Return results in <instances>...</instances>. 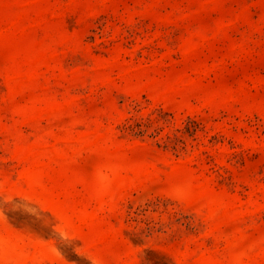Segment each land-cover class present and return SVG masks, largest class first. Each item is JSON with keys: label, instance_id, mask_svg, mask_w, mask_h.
I'll list each match as a JSON object with an SVG mask.
<instances>
[{"label": "rangeland", "instance_id": "obj_1", "mask_svg": "<svg viewBox=\"0 0 264 264\" xmlns=\"http://www.w3.org/2000/svg\"><path fill=\"white\" fill-rule=\"evenodd\" d=\"M0 264H264V0H0Z\"/></svg>", "mask_w": 264, "mask_h": 264}]
</instances>
